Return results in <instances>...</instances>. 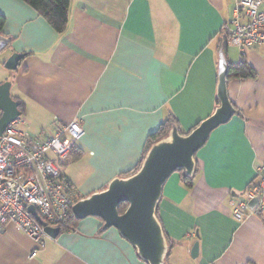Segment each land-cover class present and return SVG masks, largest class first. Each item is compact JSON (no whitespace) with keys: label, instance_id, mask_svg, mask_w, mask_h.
Returning <instances> with one entry per match:
<instances>
[{"label":"crops","instance_id":"crops-1","mask_svg":"<svg viewBox=\"0 0 264 264\" xmlns=\"http://www.w3.org/2000/svg\"><path fill=\"white\" fill-rule=\"evenodd\" d=\"M236 1L71 0L59 33L25 0H0L12 38L0 51V75L9 72L0 84L11 83L24 103L23 125L38 132L25 129L44 138L73 120L84 128L62 166L76 202L127 178L121 173L137 165L149 134L169 115L189 131L217 112L221 95L232 104V116L193 157V185L180 169L163 185L155 213L161 264H264V213L233 215V201L264 164V44L242 53L219 37ZM14 52L24 57L10 70L5 62ZM242 59L256 77L227 81L228 65ZM36 248L13 226L0 231V264H151L100 216L79 218L28 257Z\"/></svg>","mask_w":264,"mask_h":264},{"label":"built area","instance_id":"built-area-1","mask_svg":"<svg viewBox=\"0 0 264 264\" xmlns=\"http://www.w3.org/2000/svg\"><path fill=\"white\" fill-rule=\"evenodd\" d=\"M229 29L230 43L242 53L264 44V0H237ZM24 123L20 115L0 135V231L13 226L31 237L37 244L28 255L33 257L53 238L37 215L47 225L60 227L76 202L60 163L69 158L85 131L73 120L40 138L20 127ZM257 177L258 183L233 201V215L238 220L249 212L264 213V164L259 166ZM256 196L258 203L251 209L249 200Z\"/></svg>","mask_w":264,"mask_h":264},{"label":"water","instance_id":"water-1","mask_svg":"<svg viewBox=\"0 0 264 264\" xmlns=\"http://www.w3.org/2000/svg\"><path fill=\"white\" fill-rule=\"evenodd\" d=\"M12 38L0 33V51L4 50ZM24 54L14 52L8 57L5 66L16 70ZM222 105L217 112L203 121L187 135H181L174 127L167 138L155 143L146 156L140 170L127 178L114 180L109 187L81 199L73 205L77 218L100 216L107 225L117 227L121 233L133 242L141 255L151 264H161L165 249L161 227L156 218V207L162 188L167 178L176 170L184 168L187 174L193 171V157L205 143L210 132L220 123L228 120L233 113V106L226 95H221ZM0 135L6 127L22 114L19 101L11 95V83L0 84ZM259 197L249 200V207L254 209ZM128 202L125 212H119V205ZM30 209L37 215L33 205ZM154 216V221H153ZM45 226L48 234L56 238L61 232L60 227ZM199 242L193 245L191 254L197 256Z\"/></svg>","mask_w":264,"mask_h":264},{"label":"trees","instance_id":"trees-1","mask_svg":"<svg viewBox=\"0 0 264 264\" xmlns=\"http://www.w3.org/2000/svg\"><path fill=\"white\" fill-rule=\"evenodd\" d=\"M28 4H30L33 8H35L39 14H41L47 21L59 32L63 33L67 29L68 21H69V11H70V3L71 0H25ZM6 24V16L0 12V33L5 34L4 27ZM230 22L226 23L220 32V40L225 47H228L230 44ZM21 63V61H20ZM19 63V64H20ZM257 75L256 70L245 60L242 59L237 63H230L228 65V70L226 74L227 81L232 79H252L255 78ZM19 108L21 111L24 110V103L22 101L19 102ZM177 126L178 132L181 135H187L192 130L184 131L182 128L179 127L178 121L175 118L174 115H169L162 123L161 125L153 132H151L148 136L147 143L145 146L144 155L141 158V160L135 165L133 168H131L128 171H125L121 173L122 177H129L131 175H134L137 173L145 159V156L148 152V150L153 146V144L157 143L158 141L167 138L170 134V131ZM74 148L71 152H74ZM74 156V155H73ZM68 160L62 161L61 167L66 164ZM198 170V164H196V171ZM181 177L183 182L187 186L193 185V176H190L185 173L184 169H180ZM69 181V180H68ZM258 183V177L256 176L255 180L252 181V183L247 187L246 190H248L250 187ZM129 203L128 202H122L119 205V212L123 213L127 209ZM158 209V208H157ZM157 213V212H156ZM79 218H77L74 214V212L71 210L66 220L60 225L61 231L63 230H69L76 226ZM246 264H256L254 262H248Z\"/></svg>","mask_w":264,"mask_h":264},{"label":"rangeland","instance_id":"rangeland-1","mask_svg":"<svg viewBox=\"0 0 264 264\" xmlns=\"http://www.w3.org/2000/svg\"><path fill=\"white\" fill-rule=\"evenodd\" d=\"M9 77V72H7L6 70H5V72H4V75H0V78L1 79H7ZM23 116V115H22ZM20 127H22L23 129H25V128H28V129H30V131L33 133V134H37V129H36V127L35 128H29V126L28 125H20ZM49 129V128H48ZM48 129H46V130H48ZM50 130V129H49ZM40 131V130H39ZM129 206V205H128Z\"/></svg>","mask_w":264,"mask_h":264},{"label":"bare ground","instance_id":"bare-ground-1","mask_svg":"<svg viewBox=\"0 0 264 264\" xmlns=\"http://www.w3.org/2000/svg\"><path fill=\"white\" fill-rule=\"evenodd\" d=\"M153 221H154V216H153Z\"/></svg>","mask_w":264,"mask_h":264}]
</instances>
